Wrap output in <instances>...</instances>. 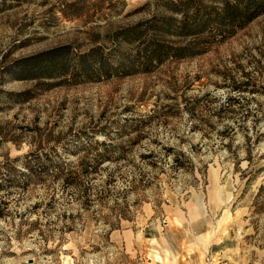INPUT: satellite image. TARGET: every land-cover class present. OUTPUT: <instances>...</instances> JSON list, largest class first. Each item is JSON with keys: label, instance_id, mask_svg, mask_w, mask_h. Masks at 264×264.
I'll list each match as a JSON object with an SVG mask.
<instances>
[{"label": "rangeland", "instance_id": "obj_1", "mask_svg": "<svg viewBox=\"0 0 264 264\" xmlns=\"http://www.w3.org/2000/svg\"><path fill=\"white\" fill-rule=\"evenodd\" d=\"M145 1L0 0V159L147 119L93 178H114L106 196L83 207L35 186L11 203L21 217L0 220V264H264V93L219 107L230 77L264 84V16L197 56L98 75L99 57L116 66L113 31L146 17Z\"/></svg>", "mask_w": 264, "mask_h": 264}, {"label": "trees", "instance_id": "obj_2", "mask_svg": "<svg viewBox=\"0 0 264 264\" xmlns=\"http://www.w3.org/2000/svg\"><path fill=\"white\" fill-rule=\"evenodd\" d=\"M138 8H146L148 15L132 24L115 28L113 53L116 66L109 65L106 59L99 57L95 68L98 75L104 65L116 73L126 74L151 69L165 60L197 56L264 16V0H147L135 10ZM261 55L264 57V46ZM258 62L259 60L255 61L256 68L262 67L258 66ZM51 65L52 63L41 69L38 66L36 76L31 78L51 75L48 72L50 67L54 68ZM38 73L40 74L37 75ZM89 73L86 69L83 75ZM240 76L241 80L230 77L226 82L232 95L227 94L222 100L219 107L223 110H228L234 102L237 103L236 96L241 92L264 93V84H259L249 71L240 72ZM260 118L264 119L263 113ZM146 120L144 117L134 120L124 118L120 129L112 133L99 132L103 135L102 139L86 135L83 143L70 150L59 151L51 147L36 146L13 157L3 154L0 159V220L4 221L14 215L21 217V213L11 208V203L27 196L30 187H42L45 198L48 199L52 198L53 192L58 188L69 197L80 200L83 207L88 205L90 193L96 198L106 196L114 178H110L111 174L108 173L101 184L94 183L93 178L102 167H106L102 166L103 163H117L124 158L130 145L137 143L141 135L135 132L132 138H127V144L122 143L124 140L121 137L137 131ZM1 139L4 137L0 132ZM67 154L73 155L75 159H68ZM177 155L184 157L180 152ZM140 156L144 158L152 154ZM172 161L173 168L183 167L176 156ZM132 188L133 186H128L126 189ZM42 204L43 200L34 202L31 209Z\"/></svg>", "mask_w": 264, "mask_h": 264}, {"label": "water", "instance_id": "obj_3", "mask_svg": "<svg viewBox=\"0 0 264 264\" xmlns=\"http://www.w3.org/2000/svg\"><path fill=\"white\" fill-rule=\"evenodd\" d=\"M31 259H28V261L30 262Z\"/></svg>", "mask_w": 264, "mask_h": 264}]
</instances>
